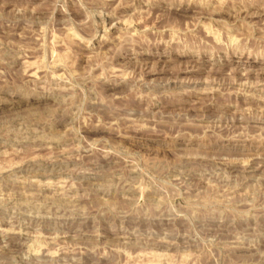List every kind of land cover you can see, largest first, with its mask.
Returning a JSON list of instances; mask_svg holds the SVG:
<instances>
[{"label": "rangeland", "instance_id": "obj_1", "mask_svg": "<svg viewBox=\"0 0 264 264\" xmlns=\"http://www.w3.org/2000/svg\"><path fill=\"white\" fill-rule=\"evenodd\" d=\"M0 264H264V0H0Z\"/></svg>", "mask_w": 264, "mask_h": 264}, {"label": "bare ground", "instance_id": "obj_2", "mask_svg": "<svg viewBox=\"0 0 264 264\" xmlns=\"http://www.w3.org/2000/svg\"><path fill=\"white\" fill-rule=\"evenodd\" d=\"M217 40V39H216Z\"/></svg>", "mask_w": 264, "mask_h": 264}]
</instances>
